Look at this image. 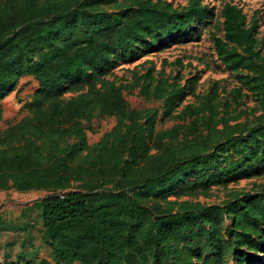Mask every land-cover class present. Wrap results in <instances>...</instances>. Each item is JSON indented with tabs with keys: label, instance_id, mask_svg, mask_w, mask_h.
<instances>
[{
	"label": "trees",
	"instance_id": "1",
	"mask_svg": "<svg viewBox=\"0 0 264 264\" xmlns=\"http://www.w3.org/2000/svg\"><path fill=\"white\" fill-rule=\"evenodd\" d=\"M210 14L200 0H0V120L18 78L37 82L27 114L2 133L0 190L49 192L37 202L47 255L0 264H225L227 257L264 264V193L175 212L154 213L145 202L180 186L195 193L209 178H188L224 153L264 174V35L257 37L256 23L225 2L223 36L211 33L218 60L239 83L232 102L215 83L177 111L186 88L169 77L104 79L113 60L181 36ZM75 82L86 93L64 100ZM250 96L259 114L253 124L237 121L244 113L237 98ZM109 116L114 126L88 144L80 120ZM62 135L76 140L60 144Z\"/></svg>",
	"mask_w": 264,
	"mask_h": 264
},
{
	"label": "rangeland",
	"instance_id": "2",
	"mask_svg": "<svg viewBox=\"0 0 264 264\" xmlns=\"http://www.w3.org/2000/svg\"><path fill=\"white\" fill-rule=\"evenodd\" d=\"M174 6H185L188 0H168ZM225 2L235 4L246 16V22L256 23L255 32L258 38L264 35V0H200V4L210 10L211 14L203 21L195 22L181 36L174 35L156 42L151 47H138L136 54L129 58H117L110 64V71L105 80L120 84L132 79L135 74L151 72L155 77L165 76L175 80L185 87L186 93L181 104L175 110H180L186 103L197 104L200 95L206 94L218 83L221 97L232 102V94L239 87L236 74L225 69L218 60L211 33L223 36L221 9ZM37 87L32 76H20L13 90L1 101L2 118L0 120V139L3 131L17 123L27 114V103ZM86 93L79 82L68 87L63 99ZM238 109L244 113L237 121L253 124L259 110H254L256 103L253 97L237 98ZM156 108L159 105H155ZM235 104L232 103L231 116L236 114ZM153 108L154 104H130L131 109ZM150 114L141 118V123L148 122ZM117 121L116 116L103 119H92L90 123L80 122L86 127L88 144L96 143L104 132L109 131ZM234 123L233 120L230 122ZM91 126V129L89 128ZM73 136L58 137L60 144L75 142ZM235 164V165H232ZM208 169L196 172L188 178L189 183L201 176H208L209 181L199 185L195 193H190L180 186L177 190L165 196L150 197L145 202L153 212L177 211L182 204L189 205H218L223 206L235 199L243 198L246 194L264 193V174H257L258 164L236 162V157L224 153L218 159V164L206 163ZM200 168V167H199ZM78 184V183H76ZM46 190H30L19 192L13 188L0 190V263L22 260L24 256H46V246L42 239V225L38 201L45 198ZM144 199L143 197H141ZM229 221H222L224 227ZM208 226V225H207ZM38 251L37 254L33 253ZM198 264H204L203 260ZM225 264H232L230 257Z\"/></svg>",
	"mask_w": 264,
	"mask_h": 264
}]
</instances>
